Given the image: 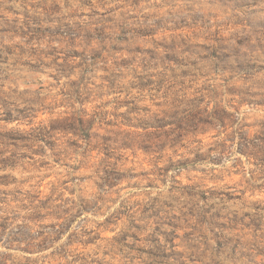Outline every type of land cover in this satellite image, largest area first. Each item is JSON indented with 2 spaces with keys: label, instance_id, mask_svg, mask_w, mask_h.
I'll use <instances>...</instances> for the list:
<instances>
[{
  "label": "rangeland",
  "instance_id": "1",
  "mask_svg": "<svg viewBox=\"0 0 264 264\" xmlns=\"http://www.w3.org/2000/svg\"><path fill=\"white\" fill-rule=\"evenodd\" d=\"M0 264H264V0H0Z\"/></svg>",
  "mask_w": 264,
  "mask_h": 264
}]
</instances>
